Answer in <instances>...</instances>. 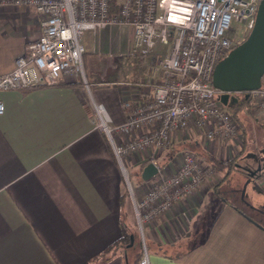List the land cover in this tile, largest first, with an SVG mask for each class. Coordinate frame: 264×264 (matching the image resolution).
Masks as SVG:
<instances>
[{
  "label": "crops",
  "instance_id": "1",
  "mask_svg": "<svg viewBox=\"0 0 264 264\" xmlns=\"http://www.w3.org/2000/svg\"><path fill=\"white\" fill-rule=\"evenodd\" d=\"M40 21L34 7L0 0V77L39 40ZM132 37L123 26L82 38L92 96L110 110L115 126L125 122L120 103L138 94ZM143 59L146 77L156 59ZM129 61L131 77L123 66ZM85 89L67 75L56 86L0 90L6 106L0 115V264H126L125 251L112 246L122 236V222L129 230L135 226L132 202L122 205L127 165L142 175L147 161L156 155L160 162L164 153L145 149L125 156L124 171L111 140L95 127ZM113 139L124 142L120 134ZM184 142L200 143L222 160L244 147L242 141H208L202 132L174 138L173 145ZM179 153L165 165L170 172L181 164ZM222 175L145 224L150 264H264V223L222 198ZM157 179L133 190L141 197ZM255 179L264 195V177ZM213 190L222 199L217 212L205 210L217 205Z\"/></svg>",
  "mask_w": 264,
  "mask_h": 264
},
{
  "label": "built area",
  "instance_id": "2",
  "mask_svg": "<svg viewBox=\"0 0 264 264\" xmlns=\"http://www.w3.org/2000/svg\"><path fill=\"white\" fill-rule=\"evenodd\" d=\"M32 6L40 17L41 37L29 44L16 68L0 77V90H29L56 86L67 75L78 77L88 92L95 127L111 140L124 169L123 158L141 150L169 151L174 138L202 132L208 141H240V128L222 91L213 85L217 64L241 42L227 33L233 24L248 32L254 29L261 0H11ZM115 26L133 31L136 57L154 56L156 64L135 85V98L123 100L126 120L114 126L104 104L95 102L88 76L82 38ZM259 89L251 91V112L264 125V76ZM6 106L0 99V115ZM114 132L124 138L115 143ZM181 164L170 172L153 155L159 171L153 187L138 197L126 179L138 225L151 222L204 184L212 182L214 170L193 151L179 153ZM125 171V169H124ZM143 231V229H142ZM140 264H150L144 246Z\"/></svg>",
  "mask_w": 264,
  "mask_h": 264
},
{
  "label": "trees",
  "instance_id": "3",
  "mask_svg": "<svg viewBox=\"0 0 264 264\" xmlns=\"http://www.w3.org/2000/svg\"><path fill=\"white\" fill-rule=\"evenodd\" d=\"M240 44V43H239ZM238 44V45H239ZM237 47V46H235ZM144 59L143 58H138L135 66L136 75L138 78H136V82L145 76L144 74L147 72V67L144 65ZM88 76V75H87ZM88 82L90 84V80L88 78ZM251 98L250 96L247 98L246 93H242L239 95L238 102L236 104H232L229 107L230 112L232 113L234 117V121L237 122L239 128L241 129L243 133V145L242 150L239 152L238 155H236L232 159L228 160H222L219 159L218 157L210 154L209 152L205 151L204 149L200 148L201 144H195L194 142H184L178 145H173L172 148L164 152L163 159L160 161L161 166H165L167 161H169L173 156H176L179 152L184 151V150H190L195 152L200 158H204L207 162L209 167L214 170V171H219L223 172V179L221 180V183L228 179V177L235 171L238 170L237 165L239 164L240 161L245 157L247 160L249 159H254V157L260 158V160L264 161V125L259 123L258 120L252 116L251 109ZM245 116H244V115ZM243 115V116H242ZM242 116V117H241ZM249 117V118H248ZM252 119L249 121H252L250 124H246V119ZM253 123V125H252ZM192 144L193 148H189V145ZM254 145V148L252 150H247L248 146ZM252 148V147H251ZM244 160V159H243ZM240 165L241 162H240ZM242 168V167H241ZM245 168H243L244 170ZM261 172L260 175L254 176L256 177H264V169ZM251 177V176H250ZM249 177V178H250ZM226 199L225 197H222ZM130 194L129 191L125 193L122 197V205L123 207L129 204ZM258 213H264V209L261 208H254ZM238 209V208H237ZM240 210V209H239ZM241 213L244 215L250 217L252 220L253 217L243 210H240ZM256 222V220H254ZM122 236L119 238V240L112 246V249L115 247L117 250L122 249L125 251V258H126V264H140L139 262L141 261L143 257V250H139L140 248V242L138 240L137 232L134 230H129L127 226L122 222ZM107 261L111 259V256L106 258Z\"/></svg>",
  "mask_w": 264,
  "mask_h": 264
},
{
  "label": "water",
  "instance_id": "4",
  "mask_svg": "<svg viewBox=\"0 0 264 264\" xmlns=\"http://www.w3.org/2000/svg\"><path fill=\"white\" fill-rule=\"evenodd\" d=\"M254 29L249 36L232 49L216 66L213 73V85L222 91V103L230 107L233 103L231 94L246 93L262 85L264 76V0H261ZM159 168L154 163L145 166L142 179L150 181L158 174ZM252 177L255 173L251 174Z\"/></svg>",
  "mask_w": 264,
  "mask_h": 264
},
{
  "label": "rangeland",
  "instance_id": "5",
  "mask_svg": "<svg viewBox=\"0 0 264 264\" xmlns=\"http://www.w3.org/2000/svg\"><path fill=\"white\" fill-rule=\"evenodd\" d=\"M115 27L118 28V27H123V26H115ZM249 34H250V32H248L243 26L234 23L233 24V28L227 33V36L229 38H231V39H235L236 38L238 40V42L241 41L240 43L242 44V42L249 36ZM131 65H132V63H130V61H129V63L126 62L123 65L125 70L128 73V75H127L128 77H131L130 76L131 72H132L131 71V68H132ZM120 107L122 108V112H123L122 114L125 116V120H126V113H125V111L123 109V102L120 103ZM227 109H229V107H227ZM107 110H108V108H107ZM108 112H109L108 114H110V116L112 117V114H111L110 110H108ZM252 116H253V114H252ZM248 118L245 120L247 125L252 122V121H249V120H252V119H248ZM237 134H239L238 136L241 137L240 141H242V145H243V142H244L243 141V136L244 135H243L241 129H240V132H238ZM117 135H118V133L114 132L113 136L115 137ZM226 142L222 143V144H224L227 147H230L231 145H233L231 142H229V143H226ZM189 148H193L192 144L189 145ZM247 150L248 149H246V151ZM249 150H252V149H249ZM240 159H244V160L240 161L241 164L248 165L249 167H252V170H250L249 175L245 174V172H243V171H240V169L243 170V167L241 168V165H240V162H239V164L237 165L238 170H235L228 177V179H226V181H224L223 184H221V186L219 188L220 192H221L223 197H226L227 199L236 202L245 211H247L249 213V215H251L253 218L255 217L259 221L262 220L263 223H264V214H260V213H258V211H256L255 209L251 208V207L259 208L260 205H264V195H262L261 190H260V188L258 186V183H256V182H258L257 179L249 178L252 173H255V171H257L256 170L257 169V163L255 162L254 159H250V160L248 159L247 160L245 157L240 158ZM200 160H202L204 162V166L209 167L208 162L204 158H202V156H201ZM135 170L136 169H132L131 167H129V165H127V172L129 173L128 176L130 177V184H131V186L134 189H135V187H137V185H140V184L145 185L146 184V181H144L142 179V175L140 173V170H137V171H135ZM217 172H219V171H214V173L212 174L213 175L212 181L214 180L216 182L217 180L220 179L218 177L216 178V173ZM221 174H223V172H221ZM256 175L258 176V175H260V173L256 172L255 176ZM155 184L152 183V184H150L149 187H153ZM212 196H214V190L212 192L211 197ZM214 197L216 198L217 205L215 203L212 206H209L205 210H208V211L210 210L211 211V209H212L214 212L219 211L218 207H219L220 201H222V199L220 197H217V196H214ZM207 201H209V198L207 199ZM133 215H134L133 222H134V225H135L133 227L134 228L133 230L137 232V236H138L137 238H138V240L140 242V245H141L139 247L140 248L139 250H143L144 246H146V248L148 249V252L150 253L149 243L147 242V240L145 239V236H144L145 224H144V226L142 228L143 229V231H142V229L140 228V225H138V221H137V218L135 216V213ZM200 234H201V232H200Z\"/></svg>",
  "mask_w": 264,
  "mask_h": 264
},
{
  "label": "flooded vegetation",
  "instance_id": "6",
  "mask_svg": "<svg viewBox=\"0 0 264 264\" xmlns=\"http://www.w3.org/2000/svg\"><path fill=\"white\" fill-rule=\"evenodd\" d=\"M240 94H242V93H234V94H231L232 100H233V103L232 104H236L238 102V99H239V95ZM254 160L257 163V169H256L257 171H255V173L256 172L257 173L259 172L261 174V172L263 171L262 169H264V161L263 160H260V158H258V157H254ZM241 167L245 168L243 171L246 174H248V175H249L250 170H252V167H249L248 165H243L242 164Z\"/></svg>",
  "mask_w": 264,
  "mask_h": 264
}]
</instances>
